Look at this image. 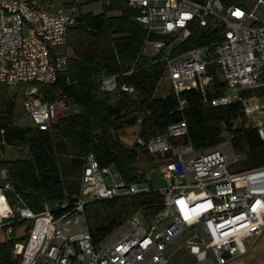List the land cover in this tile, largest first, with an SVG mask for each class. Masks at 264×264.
Returning <instances> with one entry per match:
<instances>
[{"label": "built area", "instance_id": "1", "mask_svg": "<svg viewBox=\"0 0 264 264\" xmlns=\"http://www.w3.org/2000/svg\"><path fill=\"white\" fill-rule=\"evenodd\" d=\"M89 1L108 4L111 0H0V84L24 86L23 108L34 126L49 130L60 116L72 109L60 92L43 100L38 85L56 82L68 70V30L76 26ZM137 10L135 17L146 28L141 50L151 43L163 65L162 76L169 85L154 94L171 96L175 110L183 116L188 107V91H198L203 104L212 107L243 105L242 112L258 114L254 127L264 141V102L254 103L247 95L264 94V0H255L248 11L239 4L225 6L221 0H125ZM236 13H240L237 15ZM220 29L208 44L174 54H164L171 35L184 37L189 26ZM218 27V28H216ZM160 35L162 38L154 37ZM183 39V40H184ZM132 69L125 72L130 74ZM119 74L102 75L98 90L132 95L135 88L119 79ZM220 83L222 91L209 95V85ZM218 89V88H217ZM258 97V96H256ZM246 112V113H247ZM248 114V113H247ZM141 118L127 146L142 147L153 157L165 185L152 189L148 182L125 181L114 165L101 166L93 154L84 157L79 192L65 193L56 204L31 210L17 196L12 206L5 191H13L6 180L0 187V230L12 240L11 260L16 264H168L166 250L173 244L184 247L197 262L223 264L242 256L264 227V166L230 170L247 158L245 150L235 149L232 134L219 142L195 148L188 136L185 118L169 123L162 133L140 135ZM0 147L7 146L0 131ZM258 183V184H257ZM256 185L257 187H255ZM156 192L163 212L146 215L142 208L130 213L100 241L94 242L86 207L93 200L129 198ZM91 193L92 199L86 196ZM164 216V217H163ZM24 221L26 230L16 236L15 222ZM192 232L184 242L178 238Z\"/></svg>", "mask_w": 264, "mask_h": 264}, {"label": "trees", "instance_id": "2", "mask_svg": "<svg viewBox=\"0 0 264 264\" xmlns=\"http://www.w3.org/2000/svg\"><path fill=\"white\" fill-rule=\"evenodd\" d=\"M221 1L225 6L239 3V0ZM136 15L137 10L125 0H111L103 4L101 13H84L79 23L68 30L67 44L63 47L69 51L67 72L60 73L53 84L38 85V89L43 100H52L62 92L72 109L78 111L60 116L49 130L16 125L14 100L7 94L8 87L0 84V131L3 130L7 146L26 147L28 154L23 158H0V169H5L7 182L13 187V191H5L12 206L19 196L31 210L39 212L45 203L56 204L65 193L78 194V170L82 169L85 155L90 153L101 166L113 164L125 181L144 180V170L136 165L137 160L142 157L149 161L153 157L142 147L125 145L115 135L119 129L134 125L138 118L142 119L140 135L144 137L162 133L169 123L185 118L188 137L195 148L213 145L230 132L234 135L235 149L248 153L247 168L264 166V141L255 127L241 129L236 125L232 129L234 120L243 116L241 103L207 106L198 91H188L185 96L189 103L182 116L175 110L171 96L163 99L154 94L163 65L156 57L141 53L147 32L136 21ZM219 30L193 22L188 36L173 53L208 44L217 38ZM131 69L130 74L124 75ZM109 74H119V79L133 85L135 92L122 94L118 99L100 92L98 79ZM222 87L212 82L207 92L214 95ZM67 153L72 155L69 162L61 163L59 155ZM121 199H132L134 209L142 208L151 216L162 206L160 196L152 191ZM121 199L91 201L86 207L88 219L95 206L106 207ZM124 219L112 217L94 226L89 222L93 241H100ZM24 225V221L15 222L14 234L22 228V235L26 230ZM13 243L7 239L0 241V264H16L10 256Z\"/></svg>", "mask_w": 264, "mask_h": 264}, {"label": "rangeland", "instance_id": "3", "mask_svg": "<svg viewBox=\"0 0 264 264\" xmlns=\"http://www.w3.org/2000/svg\"><path fill=\"white\" fill-rule=\"evenodd\" d=\"M84 2V1H83ZM84 2L81 10L86 12H91L94 14H99L103 10V4L98 1H89V3L85 4ZM255 0H239V4L244 10L248 11L252 8L254 5ZM184 37L180 35H171V38L166 39L169 40L167 43V47L164 50L165 55H169L173 49L174 46H178L182 41ZM146 54L148 56H151L154 54V47L153 44L147 43L146 44ZM167 87H169L167 81L165 79L161 80L160 85L158 87V90L155 92V94H158L160 91L165 90ZM7 94L14 100V119L15 124L19 126H30L35 127L34 123L31 119V117L25 113L23 108V101L25 98V95L27 94V90L24 86H18V87H8L7 88ZM258 96V97H256ZM247 97L253 98L254 103L257 104L259 102L262 104L264 102V94L259 95V91L253 90L251 91ZM114 100V97L111 98ZM242 108L244 109L243 105ZM243 110V116L238 117L235 119L234 124L232 126V129H234L237 126H239L241 129H247L249 127H254V123L256 121V116L258 115L255 111L250 114L249 112ZM136 126L130 125L128 127H124L122 129H119L115 132V135L120 139L121 142L125 140L127 143L128 139L132 138V136L136 132ZM229 133H225V135H229ZM233 135V134H232ZM185 140L190 141L189 137H185ZM191 142V141H190ZM124 143V142H123ZM125 144V143H124ZM126 145V144H125ZM19 149V147H7L4 146V148L0 147V150L3 151V149L10 150V153L7 155L5 154V157L13 158V155L23 158L28 156L27 154V148L22 147ZM14 151V153H12ZM246 151V150H245ZM247 153V151H246ZM72 155L69 153L59 155V161L68 163L69 159ZM248 157V153H247ZM247 159L243 161V163H238L233 165L230 170H240L241 168H247ZM136 165H138L139 168L144 170V180L145 175L146 177H149L148 182L150 183L152 189H160L165 185V181L161 176V173L159 169H156L154 166L155 163L153 160H144L142 157H139L137 160ZM78 174L81 175V170H78ZM80 175L77 177V179L80 180ZM143 181V180H141ZM6 180L2 179L0 176V187H3ZM258 184V183H257ZM257 187L256 185H254ZM87 199H92V194L89 193L86 196ZM122 200V199H121ZM131 200L123 199L120 202H117L112 205H108L104 207V205H98L95 206L90 211V217L89 222L92 226L95 224H98L100 222L106 221L107 219H110L112 217H116L119 219L127 218L130 213L134 210V206H132ZM121 203V204H120ZM159 211L163 212V208L161 206V209ZM158 213V212H157ZM164 217V216H163ZM22 228L18 229L16 231V236L21 235ZM192 235V232H187L181 237L178 238L177 242H184L187 238H190ZM5 240V235L2 230H0V241ZM248 248L246 252L242 256H236L232 257L230 259L225 260L223 264H264V227L261 229L260 233L257 235L255 239L252 241H249L247 244ZM165 255L168 260V264H211L208 261L204 262H197L195 256L191 255L188 250L184 247H179L178 244L171 245L165 252Z\"/></svg>", "mask_w": 264, "mask_h": 264}, {"label": "crops", "instance_id": "4", "mask_svg": "<svg viewBox=\"0 0 264 264\" xmlns=\"http://www.w3.org/2000/svg\"><path fill=\"white\" fill-rule=\"evenodd\" d=\"M7 147H10V146H7ZM11 148V147H10ZM10 153V150H6V149H3V151L2 150H0V158H7V159H15V158H19V157H17V156H15V155H13V158H9V157H5V154H9ZM12 153H14V151H12ZM1 170V169H0Z\"/></svg>", "mask_w": 264, "mask_h": 264}, {"label": "bare ground", "instance_id": "5", "mask_svg": "<svg viewBox=\"0 0 264 264\" xmlns=\"http://www.w3.org/2000/svg\"><path fill=\"white\" fill-rule=\"evenodd\" d=\"M2 199H3V198H2V194L0 193V207L2 206V202H3Z\"/></svg>", "mask_w": 264, "mask_h": 264}, {"label": "snow or ice", "instance_id": "6", "mask_svg": "<svg viewBox=\"0 0 264 264\" xmlns=\"http://www.w3.org/2000/svg\"><path fill=\"white\" fill-rule=\"evenodd\" d=\"M237 15H240V13H236Z\"/></svg>", "mask_w": 264, "mask_h": 264}, {"label": "water", "instance_id": "7", "mask_svg": "<svg viewBox=\"0 0 264 264\" xmlns=\"http://www.w3.org/2000/svg\"><path fill=\"white\" fill-rule=\"evenodd\" d=\"M264 80V79H263Z\"/></svg>", "mask_w": 264, "mask_h": 264}]
</instances>
